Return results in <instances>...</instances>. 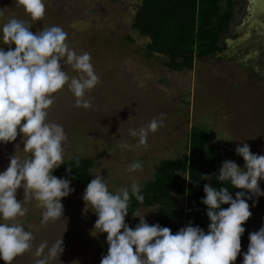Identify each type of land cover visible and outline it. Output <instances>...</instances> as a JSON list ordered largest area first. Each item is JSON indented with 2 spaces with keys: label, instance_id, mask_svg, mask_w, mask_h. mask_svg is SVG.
I'll list each match as a JSON object with an SVG mask.
<instances>
[{
  "label": "rangeland",
  "instance_id": "374dc122",
  "mask_svg": "<svg viewBox=\"0 0 264 264\" xmlns=\"http://www.w3.org/2000/svg\"><path fill=\"white\" fill-rule=\"evenodd\" d=\"M45 14L31 21L16 0H0V48L2 25L10 18L28 20L33 33L45 27L59 26L67 33L66 43L79 55L87 52L98 84L86 91L84 99L91 107H76V98L67 85L54 93L47 120L63 127L67 140L62 143L63 162L73 156L95 160L94 177L108 179L111 192L140 187L154 177L161 160L180 158L187 153L192 127L205 129L222 163L231 160L244 168L236 154L240 143H248L253 154L264 155V0H239L234 20L224 39V51L215 57L196 58L193 70L175 72L164 66V57L147 56L144 45L149 41L134 29L139 0H43ZM14 48L15 46L12 45ZM62 70L78 75L70 65ZM165 114L163 126L149 133L147 145L139 149H122L121 143L135 146L138 137L130 130L147 126L155 117ZM131 118V119H130ZM26 121H22L25 123ZM217 136L219 140L217 139ZM23 135L14 142H0V173L9 166L16 145L23 149ZM141 162L142 169L128 171V166ZM74 191L62 199L64 217L42 224V208L30 198L24 205L27 213L18 218L32 231L31 249L12 264H36V248L43 242L48 247L63 239L64 252L49 264H100L107 254V234L93 237L96 215L83 212L85 187L71 182ZM264 191V180L259 182ZM250 195V194H249ZM24 201V189L16 193ZM252 210L250 234L264 227V196L249 199ZM158 207L143 208L141 215L157 224ZM5 221L0 220V223ZM125 223L133 229L139 218L127 216ZM181 228L182 225L180 224ZM249 240L241 249L235 264H243ZM0 264L5 262L0 259Z\"/></svg>",
  "mask_w": 264,
  "mask_h": 264
},
{
  "label": "clouds",
  "instance_id": "9594fccd",
  "mask_svg": "<svg viewBox=\"0 0 264 264\" xmlns=\"http://www.w3.org/2000/svg\"><path fill=\"white\" fill-rule=\"evenodd\" d=\"M31 21H38L45 14L43 0H16ZM4 11L0 10V17ZM28 20L10 18L2 25V42L8 46L0 48V142H14L19 133L23 135V149L16 145L15 154L9 166L0 173V259L12 264L18 255L31 249L34 239L32 231L26 230L22 218L27 213L24 207L30 198L42 208V224L64 217L62 199L74 189L71 181L57 178L52 173L63 164L62 143L67 140L63 127L49 122L48 109L55 102L54 93L66 85L76 98V107L88 109L91 101L84 99L85 93L99 82L87 52L77 54L66 43L67 33L59 26L45 27L33 33ZM12 45L15 47L13 48ZM70 65L78 75L70 76L62 70V64ZM131 119V118H130ZM165 114L153 118L139 129L130 130L132 137H138L133 146L119 145L122 149H139L147 145L149 133H155L163 126ZM22 121H26L22 123ZM217 139L219 140L218 136ZM236 154L243 158L242 169L236 162L225 160L218 176L202 175L209 181L204 185L205 196L202 203L207 206L209 218L205 232L191 222L173 234L171 229L160 224L150 225L139 211L132 213L139 218L133 229L125 223L129 215L131 197L143 203L137 182L128 188L111 192L108 179L97 175L87 184L83 194L86 215L92 212L97 219L90 234H107V254L101 257L100 264H235L241 251L243 225L250 219L247 200L264 196L259 182L264 180V155L253 154L248 143H240ZM79 161H77V167ZM142 169L141 162L128 166V171ZM72 167H68V173ZM177 175H182L181 170ZM184 178L191 181V178ZM212 178L220 185L230 184L240 189L235 198L228 187H213ZM24 189V201L18 202L16 193ZM250 194V195H249ZM222 205H229L224 208ZM63 239L56 240L51 247L41 243L35 251L41 257L47 248V255L37 259L36 264H49L64 252ZM79 264V261H73ZM243 264H264V227L249 235L248 250Z\"/></svg>",
  "mask_w": 264,
  "mask_h": 264
},
{
  "label": "trees",
  "instance_id": "16d2710c",
  "mask_svg": "<svg viewBox=\"0 0 264 264\" xmlns=\"http://www.w3.org/2000/svg\"><path fill=\"white\" fill-rule=\"evenodd\" d=\"M239 0H145L134 19V29L149 41L144 51L149 57H164V66L175 72L193 70L196 58L215 57L224 51V39L234 20ZM260 79L264 77H259ZM77 161L79 166L77 167ZM72 172L68 173V167ZM222 161L212 144V137L205 129L192 127L189 133L187 153L180 158L160 161L154 177L140 187L143 203L131 197L129 215L143 208L158 207L156 222L177 233L182 225L190 222L205 232L210 223L207 206L201 201L205 196L204 185L209 183L202 175L218 176ZM95 160L73 156L53 171L57 178L87 187L94 178ZM182 175H177V171ZM213 187H228L235 198L240 189L230 184L220 185L215 178ZM131 196V192H130ZM249 203V200H247ZM250 206V204H249ZM227 208L229 205H222ZM250 211L252 213L251 207ZM252 217V216H251ZM250 219L243 225L241 249L249 240Z\"/></svg>",
  "mask_w": 264,
  "mask_h": 264
},
{
  "label": "flooded vegetation",
  "instance_id": "af4514ba",
  "mask_svg": "<svg viewBox=\"0 0 264 264\" xmlns=\"http://www.w3.org/2000/svg\"><path fill=\"white\" fill-rule=\"evenodd\" d=\"M139 1H140V4H139L138 8L135 11V16L141 10V8H142V6H143V4L145 2V0H139ZM134 19H135V17H134Z\"/></svg>",
  "mask_w": 264,
  "mask_h": 264
}]
</instances>
